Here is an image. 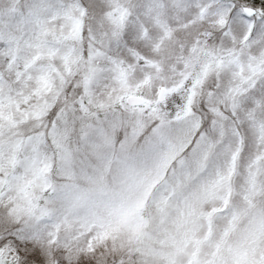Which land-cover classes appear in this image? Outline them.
<instances>
[{"label":"rangeland","instance_id":"374dc122","mask_svg":"<svg viewBox=\"0 0 264 264\" xmlns=\"http://www.w3.org/2000/svg\"><path fill=\"white\" fill-rule=\"evenodd\" d=\"M214 2L0 0V67L15 64L10 82L0 86L6 94L0 100V264L68 262V253L53 242L59 229L66 238V204L63 210L54 204L60 210L56 226L45 217L49 200L39 202L53 182L56 158L45 149L41 131L59 97L75 99V105L57 112L61 120L77 106L101 111L120 105L149 123L175 121L181 131L201 128L203 110L208 135L203 129L201 136L211 146L201 154L202 165L214 158V166L216 160L221 173L231 177L226 203H236L240 211L254 198L242 193L261 197L256 220L264 227V0H223L228 6L220 10ZM244 7L256 13L245 15ZM68 81L71 89L64 91ZM129 95L143 96L144 104L130 107ZM2 102L11 106L3 109ZM20 103L30 107L23 110ZM56 122L45 130L54 148L67 131ZM125 216L126 211L120 214ZM42 219L44 224L36 222ZM115 250L113 244L99 247L95 264H105ZM88 258L74 263L91 264Z\"/></svg>","mask_w":264,"mask_h":264},{"label":"trees","instance_id":"16d2710c","mask_svg":"<svg viewBox=\"0 0 264 264\" xmlns=\"http://www.w3.org/2000/svg\"><path fill=\"white\" fill-rule=\"evenodd\" d=\"M214 3L216 10L227 4L223 0ZM14 65L0 67V86L10 82L8 75ZM70 89L68 81L64 91ZM5 95L3 87L0 100ZM74 100L57 98L41 131L45 149H51L56 158L50 173L53 182L40 193L39 202L49 200L45 217L56 226L60 221L54 216L60 210L55 211L54 204H61V210L66 204V238L65 231L60 235L59 229L53 240L68 253L64 264H75L84 257L95 264L99 247L112 244L116 255L105 264H120V258L121 264H128V257L132 258L130 264H264V227L256 220L260 208L256 200L261 197L234 188L251 199L254 196L249 209L240 211L236 203H226L231 177L221 173L216 160L214 166V158L206 167L202 165L205 159L201 154H208L211 146L209 139L201 136L203 129L208 135L203 110L198 109L203 118L201 128L194 131L189 126L182 131L174 128L175 121L146 122L144 116L129 115L120 105L101 111L90 105L84 110L77 106L74 114L59 119L57 112L75 105ZM27 102L32 103L33 98ZM2 104L3 109L11 106ZM28 107L19 104L23 110ZM51 120L67 128L57 148L51 147L46 137ZM124 211L127 216L122 218ZM41 221L36 222L45 223ZM10 237L13 235L3 243ZM26 237L18 239L26 241ZM17 240L10 243L18 245Z\"/></svg>","mask_w":264,"mask_h":264},{"label":"water","instance_id":"95a60500","mask_svg":"<svg viewBox=\"0 0 264 264\" xmlns=\"http://www.w3.org/2000/svg\"><path fill=\"white\" fill-rule=\"evenodd\" d=\"M244 12L248 15H253L256 13V11L251 7H244ZM165 92H166V88L161 87L158 94L159 101L164 100ZM126 101L130 106H138L143 104L145 102V99L139 95H130L127 97Z\"/></svg>","mask_w":264,"mask_h":264}]
</instances>
